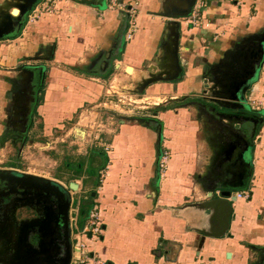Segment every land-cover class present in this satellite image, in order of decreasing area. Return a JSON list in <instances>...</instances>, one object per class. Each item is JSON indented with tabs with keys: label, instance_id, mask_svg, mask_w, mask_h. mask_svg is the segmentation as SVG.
I'll list each match as a JSON object with an SVG mask.
<instances>
[{
	"label": "crops",
	"instance_id": "crops-1",
	"mask_svg": "<svg viewBox=\"0 0 264 264\" xmlns=\"http://www.w3.org/2000/svg\"><path fill=\"white\" fill-rule=\"evenodd\" d=\"M111 1L53 0V11L0 37V144L15 133L28 146L68 125L83 138L70 213L76 233L79 203L94 192L101 232L83 239L99 264H264V126L247 104L264 97V53L239 101H212L253 56L243 50L264 32V0H196L208 23L197 27L160 16L182 0H116L136 6L128 40V16ZM21 3L0 0V25L16 21ZM176 33L181 72L172 78ZM149 80L141 96L153 112L100 108L109 94L140 96ZM94 121L105 129L87 141ZM223 188L231 191L225 230L220 210L206 205ZM241 191L248 197H236Z\"/></svg>",
	"mask_w": 264,
	"mask_h": 264
},
{
	"label": "water",
	"instance_id": "water-1",
	"mask_svg": "<svg viewBox=\"0 0 264 264\" xmlns=\"http://www.w3.org/2000/svg\"><path fill=\"white\" fill-rule=\"evenodd\" d=\"M23 1L24 3L18 4L17 8L14 9V11L19 12L18 16L15 18L16 21L9 22L8 20H5L2 23L3 25H0V37H2L3 35H9L14 30V27L16 25L17 30L20 29L21 24L24 21L23 17L32 10L37 0ZM182 1L183 4L181 6L175 4H169L168 6L164 5V9L159 12L160 16L175 20L179 17L189 15L196 0ZM250 50L254 52L253 56H251L250 58L247 56L249 59L246 60L245 65L242 67L241 70H239L240 72L236 73L235 77L229 80L228 83L224 82L221 84V87L225 88L226 91L224 95L222 94L224 97L220 95V98L216 97L212 100L213 102H215V104H220L221 102L219 101H223L224 99H226L227 101L225 103L229 105L231 103L239 101L241 88L250 78L251 74H253L254 71L261 64L264 53V32L255 36L254 40L246 42L243 52L249 53ZM177 51L178 33L175 34V39L171 44V49L169 50L168 55V58L171 59V62L177 70V75L172 78H179L181 72V66L179 63ZM152 81L153 80H149L148 82L142 83L141 86L138 88L137 92L141 93L144 90V87ZM227 104L224 106L230 107ZM127 118L133 119L132 117H126V119ZM138 119L145 120L146 117H139ZM253 131L256 132L255 127ZM244 134L246 133L244 132ZM254 134L255 133H252L250 134V136L253 138ZM238 154V158L241 159V151ZM0 182H15L21 187H37L39 189H43L44 191L41 195H43L45 198L42 197L40 194H38L39 197L35 196L36 203H40L39 199L42 198L45 201L44 203L46 204V206L49 207V209L46 210V212L44 213V219L42 220V224L38 228L40 236L38 247L34 249L30 244L27 245V241L25 239V242L22 244L23 247L21 248L23 251L22 255L24 257L29 258L27 264H69L71 261L73 246L70 239L71 230L67 210L71 200L70 191L76 190L78 188V184L74 181H70L68 189L62 187L53 180L46 179L35 174H28L25 172L9 169H0ZM51 193L57 194V202L55 203L56 205H54L53 202L49 200V195ZM93 195L94 192H92V196ZM230 195L231 191L227 188H223L219 193V197L212 198L211 200L206 202V205L214 206L217 208V210H220V222L223 223L224 230L228 227L229 216L231 213L230 202L227 200V198L231 197ZM59 199H63V205L58 204Z\"/></svg>",
	"mask_w": 264,
	"mask_h": 264
},
{
	"label": "rangeland",
	"instance_id": "rangeland-1",
	"mask_svg": "<svg viewBox=\"0 0 264 264\" xmlns=\"http://www.w3.org/2000/svg\"><path fill=\"white\" fill-rule=\"evenodd\" d=\"M142 93H144V91ZM142 93H140V96L137 97H131L129 94L121 93V91L120 93H113L109 98H113L115 105L112 106L113 104L108 103L106 105H101L100 108L113 110L114 112L116 110H121L123 114H125V111L129 108L138 110L137 106H140L139 110L151 111L154 107L149 105L150 103H145L146 99L141 96L143 95ZM118 97L123 102H117ZM129 98H132V100L137 102L133 103L132 101L131 105H128L127 103L129 102ZM140 98H143V100L139 101ZM224 102H227L226 99H224ZM121 112H119V114H121ZM104 113L106 114L104 111L101 112L99 117L105 116ZM87 115L90 114L87 113ZM95 121L94 123H90V127H87V130L89 129L91 132L89 137L87 136V138H85L86 140L92 139L96 133H101L105 129L101 126V121H99V126H97ZM230 124L232 123L228 120V126L232 130ZM65 127L66 128L63 131H54L43 138L40 136H37L36 138L34 137L32 141H29L28 146L27 144H23L21 142V134L15 136V133H10V136L3 138L0 144V169H13L28 174H35L44 178H55L63 182L70 179L77 184L80 183L81 180L78 177L82 175V171H80V173L76 172L75 168L77 166V162H81L84 156L83 152L85 150V143L82 137H78L76 135L72 136V133L67 134L70 126L68 125ZM96 128L99 129L97 130ZM98 179H100V176ZM14 184L15 183L12 182H0V187L2 186L3 188ZM89 186L94 187L95 184L91 182ZM83 190H85L84 187ZM85 192L84 194L86 195L87 192ZM7 247V242L4 236L1 237L0 230V255L7 250Z\"/></svg>",
	"mask_w": 264,
	"mask_h": 264
},
{
	"label": "flooded vegetation",
	"instance_id": "flooded-vegetation-1",
	"mask_svg": "<svg viewBox=\"0 0 264 264\" xmlns=\"http://www.w3.org/2000/svg\"><path fill=\"white\" fill-rule=\"evenodd\" d=\"M46 179L53 180L62 187H67L69 189L68 180L66 181L67 185H63L61 182H59L60 180L58 181V179ZM42 192H44L43 189H39L37 187H21L20 185H17V183L3 188L2 186L0 187V230L1 237L4 236L8 246L7 250L0 255V264H27L29 258L24 257L22 255L23 251L21 249L23 247L22 244L25 242V239L27 241V245L30 244L34 249L38 247V242L40 240L38 228L42 224V220L44 219V213L46 212V210L49 209V207L46 206V204L44 203L45 201L42 198L39 199L40 203H36L35 196L39 197L38 194L41 195L43 194ZM41 196L44 197L43 195ZM56 196V193H51L49 195V200L52 201L54 205H56L55 203L57 202ZM85 198L86 195L83 199ZM74 200L75 198L72 195L67 210L71 230L70 239L72 242V246L75 237L70 210L74 203ZM58 204L63 205V199H59Z\"/></svg>",
	"mask_w": 264,
	"mask_h": 264
},
{
	"label": "built area",
	"instance_id": "built-area-1",
	"mask_svg": "<svg viewBox=\"0 0 264 264\" xmlns=\"http://www.w3.org/2000/svg\"><path fill=\"white\" fill-rule=\"evenodd\" d=\"M53 0H40L30 11V13L27 15V21H34L43 13L51 12L53 11ZM52 5V6H51ZM111 6H118L119 10L124 11L125 15L128 16L129 22L125 34V39L128 40L132 33L134 32V23L133 18L135 16L136 12V6L134 5H127L123 3L117 4L116 0H112L110 2ZM180 23H184L185 25H189L190 27H197V26H207L208 23L204 20L203 12H202V4L200 2L197 3L195 1L192 11L189 15L179 17ZM112 94H109L106 97H111ZM147 100V99H146ZM145 100V103H149ZM122 100L117 99V102H121ZM137 102L135 100H132V98H129L128 105H131V102ZM123 102V101H122ZM115 104L113 98H106L105 101H103L101 104ZM249 110L253 111L256 114H260L261 117V123L264 126V97L260 98H249L247 101ZM124 107V106H123ZM138 108L140 106H137ZM137 108V109H138ZM100 124H102L100 122ZM99 124V125H100ZM103 125V124H102ZM107 146H104V149H106ZM168 158V153L163 152L161 156L159 157L157 161V166L159 172H163L166 167V161ZM100 176V171H99ZM248 191H241L236 193V197L238 198H246L248 197ZM75 224V220L73 219V222ZM101 232V226L100 222H98L97 212L96 209L93 207L89 210V214L86 218V221L84 222V226L82 229L77 230L76 233H74V243H73V254L70 261V264H96L98 260H93L91 256L88 254V250L86 249V242L84 241L83 237H86L88 234L91 237L98 238V235ZM92 262V263H91Z\"/></svg>",
	"mask_w": 264,
	"mask_h": 264
},
{
	"label": "trees",
	"instance_id": "trees-1",
	"mask_svg": "<svg viewBox=\"0 0 264 264\" xmlns=\"http://www.w3.org/2000/svg\"><path fill=\"white\" fill-rule=\"evenodd\" d=\"M39 1L40 0H37L35 4H37ZM26 18H27V16L24 18V21L26 20ZM24 21L21 24V27L24 24ZM19 30L20 29H18L17 31H13L14 33H13L12 37L18 35L19 34ZM41 87L43 88V86H41ZM42 88H41V90H42ZM82 169H83V164L82 163H79V164L77 163L75 171L80 173V171H82ZM87 169H88L89 173L93 171V168H91L89 166L87 167ZM92 204H93L92 203V196L88 193V194H86V198L82 199V201L80 202V205L78 207V211H77V215H78L77 221L78 222H77V225H78L79 228H81L84 225V222L86 221V218H87V216L89 214V210L91 209Z\"/></svg>",
	"mask_w": 264,
	"mask_h": 264
}]
</instances>
